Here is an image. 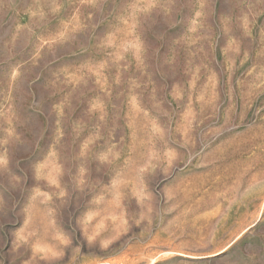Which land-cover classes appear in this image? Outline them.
I'll list each match as a JSON object with an SVG mask.
<instances>
[{
    "label": "rangeland",
    "instance_id": "rangeland-1",
    "mask_svg": "<svg viewBox=\"0 0 264 264\" xmlns=\"http://www.w3.org/2000/svg\"><path fill=\"white\" fill-rule=\"evenodd\" d=\"M0 264H264V0H0Z\"/></svg>",
    "mask_w": 264,
    "mask_h": 264
}]
</instances>
